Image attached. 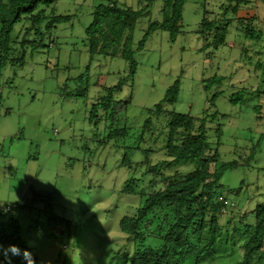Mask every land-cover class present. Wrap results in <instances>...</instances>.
Wrapping results in <instances>:
<instances>
[{"label":"rangeland","instance_id":"374dc122","mask_svg":"<svg viewBox=\"0 0 264 264\" xmlns=\"http://www.w3.org/2000/svg\"><path fill=\"white\" fill-rule=\"evenodd\" d=\"M107 1L57 0L51 9L55 15L71 17L69 22L52 29L49 39L44 36L47 47L26 50L22 64L13 54L0 70V223L17 220L35 264H111L114 255L132 251L135 242L120 232L118 222L132 216L148 192L163 187L159 176L147 172V163L168 161L167 117L148 111L179 80L176 103L162 104V109L205 118L207 141L217 150L219 162L239 164L220 179L226 190L240 189L223 193L228 202L218 217L223 253H217L219 259L213 263L239 264L243 226L253 225L252 212L264 207V0H247L226 16L233 21L255 16L260 39H246L233 22L223 46L203 51L196 33L203 10L212 18L228 2L186 0L176 42L170 44L164 31L150 35L134 55L132 82L113 94L121 103L113 119L98 109L90 120L92 106L106 95L104 89L127 74L119 55L89 59L84 31L94 7ZM112 1L147 12L133 29L135 45L148 22L162 19L163 0ZM212 77L222 81L205 90ZM240 89L249 94L231 104L228 96ZM256 106H261L259 113ZM148 118L151 125L143 129ZM122 127L127 129L125 136L108 138ZM193 169L162 165L161 171L172 176ZM127 185L135 189L134 195L122 193ZM33 194L48 197L32 201ZM198 227L196 220L193 228ZM145 240V246L160 243ZM190 243L196 239L191 237Z\"/></svg>","mask_w":264,"mask_h":264},{"label":"trees","instance_id":"16d2710c","mask_svg":"<svg viewBox=\"0 0 264 264\" xmlns=\"http://www.w3.org/2000/svg\"><path fill=\"white\" fill-rule=\"evenodd\" d=\"M56 1L0 0V70L13 54L19 55L14 61L22 64L26 50L29 49L32 53L37 48L47 47L43 43L44 36L47 35L49 39L52 29L69 22L71 17L54 14L51 6ZM234 1L235 4L232 5ZM226 2L228 4L222 7V12L212 18L209 11L203 10L196 30L203 42L202 51L209 48L217 50L223 46L228 27L233 22L244 30L246 39H260L261 31L257 30L255 16L234 21L226 17L229 11L235 14L242 4H247V0ZM185 3L186 0H163L161 21L148 22L136 45L133 43L132 32L139 18L144 13L147 14L144 9L134 11L112 0L94 7L91 22L84 31L89 59L92 61L98 56L119 55L127 64V74L114 87L104 89L106 95L92 106L90 120L96 118L98 109L105 113V118L113 119L115 112L121 107V103L113 100V94L132 82L137 66L134 55L144 48L150 35L156 31H164L168 33L170 44L176 42L181 33ZM16 25L19 27L14 31ZM221 81V78L212 77L206 81L204 89L217 86ZM178 94L179 80H175L163 100L153 111H148L151 116L164 113L167 117L164 152L168 161H161L153 166L147 163L146 168L147 172L160 177L163 187L148 192L132 216H124L119 220L120 232L127 240L134 241L135 245L130 252L114 255L111 264H184L188 259H193L194 264H213L219 259L216 254L223 253L220 251L223 245L222 226L218 223V217L225 208L228 209L224 205V202H228L223 193L238 192L240 188L226 190L220 185V179L224 172L236 169L239 164L237 161L219 162L217 150H212L207 141L205 118L196 119L162 109V104H175ZM248 94L246 89H240L231 93L228 100L236 105ZM216 95L211 98L212 104ZM260 110L261 106L254 108L256 113ZM150 125L148 118L142 127L148 129ZM126 133L125 127L117 128L110 132L108 138L123 137ZM162 165H192L194 169L183 175L175 173L164 176ZM122 193L134 195L135 189L127 185ZM47 197L33 194L32 201L46 200ZM9 210L8 208L7 211ZM252 215L253 225L243 226V240L239 248L242 257L239 264H264V207H256ZM196 220L199 221V227L194 229L193 223ZM191 237L196 239L195 244L190 243ZM147 238L157 239L160 243L157 246H145ZM10 245L20 249L21 254L15 255L9 248ZM25 251L29 253L17 220L9 218L0 223V264H28L29 260L36 262L35 257H24Z\"/></svg>","mask_w":264,"mask_h":264},{"label":"clouds","instance_id":"9594fccd","mask_svg":"<svg viewBox=\"0 0 264 264\" xmlns=\"http://www.w3.org/2000/svg\"><path fill=\"white\" fill-rule=\"evenodd\" d=\"M9 248L11 250H13L15 255H20L21 254V250L18 249L15 245H10ZM23 255H24V257H27V256H30L31 254L28 253L27 251H25ZM28 264H35V261L34 260H29Z\"/></svg>","mask_w":264,"mask_h":264},{"label":"built area","instance_id":"2783aa9c","mask_svg":"<svg viewBox=\"0 0 264 264\" xmlns=\"http://www.w3.org/2000/svg\"><path fill=\"white\" fill-rule=\"evenodd\" d=\"M224 205L226 206V205H227V203H226V202H224ZM7 210H8V208H7Z\"/></svg>","mask_w":264,"mask_h":264}]
</instances>
